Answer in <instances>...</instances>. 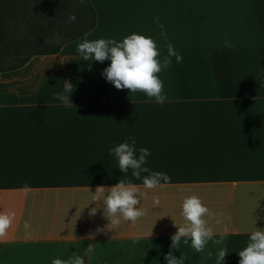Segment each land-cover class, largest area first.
<instances>
[{
  "label": "crops",
  "instance_id": "crops-1",
  "mask_svg": "<svg viewBox=\"0 0 264 264\" xmlns=\"http://www.w3.org/2000/svg\"><path fill=\"white\" fill-rule=\"evenodd\" d=\"M88 2L91 30L0 72V212L15 213L0 240V264H52L73 253L85 264H167L170 251L184 264H216L223 247V264H239L250 234L264 230V0ZM133 33L154 38L162 55L171 42L183 57L158 74L163 105L117 90L101 75L110 60L83 61L77 52L85 35L122 42ZM64 81L74 85L71 107L53 98ZM130 136L137 153L150 150L145 166L170 177L164 187L144 188L148 173H122L109 155ZM119 180L139 187L145 215L108 230L102 203L89 212L96 187ZM189 196L209 208L205 219L222 244L209 241L197 252L182 238L171 249ZM98 227L105 230L97 234Z\"/></svg>",
  "mask_w": 264,
  "mask_h": 264
},
{
  "label": "clouds",
  "instance_id": "clouds-1",
  "mask_svg": "<svg viewBox=\"0 0 264 264\" xmlns=\"http://www.w3.org/2000/svg\"><path fill=\"white\" fill-rule=\"evenodd\" d=\"M80 2L84 3L85 0H80ZM159 19L158 16L154 18L161 29V39L167 40L164 25L159 23ZM68 20L70 23L75 22V14L69 15ZM225 40L227 41V34H225ZM166 48L167 55H162L154 38L136 33L125 37L122 42L104 38L89 40L85 35L83 41L77 45V52L83 61L91 59L103 63L105 60H110V65L103 69L101 75L117 90L129 89L132 93L143 92L147 96L145 103L155 102L163 105L167 97L164 93V82L158 74L171 65L172 57H175L177 63L183 60L182 55L175 50L171 42L166 44ZM73 88L74 85L70 81H64L63 91L54 93L53 98L59 100L65 107H71L73 103L70 96ZM150 154L147 148H140L137 153L136 139L133 136L109 150V155L117 158L118 167L122 173L126 174L131 169V174L136 179L141 178V173H148L143 177L144 188L164 187L170 181V177L166 173L153 172L145 166L146 158ZM162 181L164 183H161ZM20 190L27 193L31 189L25 184ZM93 202L97 206L90 209L89 215L94 216L102 203L103 215L110 221L105 226L108 230L113 226H119L122 219L135 223L145 215V210L139 207V187L130 180H119L110 188L104 185L97 186L93 194ZM154 203L158 204L159 200H154ZM182 215L186 223L182 226L176 225L178 231L171 237V249L178 250L182 238H185V244L190 239L191 246L197 252H203L209 241L216 245L224 242L223 237L214 239L213 229L208 226V220L205 219L206 216L211 215L210 210L199 197L189 196L183 200ZM14 219V212H0V240L7 236ZM24 228H29L27 221L24 223ZM104 230L98 227L96 233L99 234ZM139 238L137 237L133 242H137ZM94 252L95 245L90 243L85 255L90 258ZM228 252L226 247L220 248L216 264H223ZM238 254L239 264H264V230L258 229L252 232L247 246ZM208 255L211 257L212 253L209 252ZM164 258L167 264H184L183 256L177 258L173 251L167 253ZM52 264H85V261L82 256L73 253L67 260L54 259Z\"/></svg>",
  "mask_w": 264,
  "mask_h": 264
},
{
  "label": "trees",
  "instance_id": "trees-1",
  "mask_svg": "<svg viewBox=\"0 0 264 264\" xmlns=\"http://www.w3.org/2000/svg\"><path fill=\"white\" fill-rule=\"evenodd\" d=\"M75 14V22L68 17ZM95 24L85 0H0V72L23 65L31 56L52 54Z\"/></svg>",
  "mask_w": 264,
  "mask_h": 264
}]
</instances>
